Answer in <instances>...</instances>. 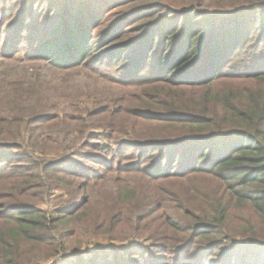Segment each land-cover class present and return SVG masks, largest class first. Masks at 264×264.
<instances>
[{
	"label": "trees",
	"instance_id": "obj_1",
	"mask_svg": "<svg viewBox=\"0 0 264 264\" xmlns=\"http://www.w3.org/2000/svg\"><path fill=\"white\" fill-rule=\"evenodd\" d=\"M197 11L191 9L194 17L184 14L182 21L175 19V25L152 41H147L148 35L166 24L144 23L138 26L143 32L128 48H113L114 57L124 52L128 60L136 56L134 69L144 56L153 59L151 72L158 75L162 69L164 75L143 82L140 75L136 83L141 94L136 99L105 102L89 111L97 122L94 126L107 131L110 145L125 141L135 145L121 157L136 162L119 170L139 180L134 185L121 180L106 197L110 206L104 202L87 213L95 203L90 201L74 211L75 201L59 196L65 203L50 221L52 211L37 207L46 187L53 186L42 183L41 171L55 176V188L67 187L70 196L76 188L74 173L60 164L46 165L43 157L36 160L27 146L42 156L47 150L60 153L62 142L43 135L60 127L69 134L74 126H80L83 135L86 118L44 111L43 98H33L43 93L41 75L24 83L8 81L15 91L0 100V107L5 104L9 110L3 116L0 108V264H39L36 257H24L25 245L44 247L55 230L61 233L59 246L64 249L65 238L77 237L81 225L96 233L108 219L119 217L109 225L117 229L112 239L119 230L132 227L136 237L146 236L151 243L112 251L111 260L99 264H264V0H251L243 9L225 13ZM19 23L12 26L15 30L9 28L13 33L9 38L21 44L28 41L26 53L52 58V65L62 71L114 74L111 59L103 74L93 66L98 61L92 57L101 47L92 41L88 27L97 28L98 21L86 23L70 15L52 27L30 25L28 20ZM125 48L132 53L127 55ZM99 146L93 144L95 149ZM12 150L22 152V164L12 167ZM54 159L67 161L65 154ZM107 174L84 173L83 178L104 187ZM76 218L77 229L59 230L60 224ZM70 264L97 263L79 257Z\"/></svg>",
	"mask_w": 264,
	"mask_h": 264
},
{
	"label": "rangeland",
	"instance_id": "obj_2",
	"mask_svg": "<svg viewBox=\"0 0 264 264\" xmlns=\"http://www.w3.org/2000/svg\"><path fill=\"white\" fill-rule=\"evenodd\" d=\"M249 1L251 0L0 1V100H5L11 94L10 90L15 91L8 81H32L35 80V75H41L44 84L40 90L43 93L33 98H43L41 103L44 111L51 114H59L62 117L74 115L86 118V121L82 124L88 127V129L83 135H81L80 126H74L69 134L63 130L66 128L60 127L59 129L47 131L43 135L46 138L58 139L62 142L64 147L61 148L60 153L56 154L54 151L47 150L48 153L42 156L40 151L33 149L31 145L27 146L29 151H33L32 153H34L33 156L36 160H40L38 156L43 157L46 165L60 164L61 169L73 172L74 174L78 173V175L74 176L73 174L72 176V181L76 188L70 196L69 191L65 190L68 189L67 187L60 190L55 188L53 181L55 180V176H44V173L41 171L42 183L48 181L49 184L50 182L53 184L52 187H46L44 200L37 205L39 208H47L52 211L49 214V221L52 215H57L54 211L65 203L61 202L59 196H62L66 202L75 201L71 206L74 211L79 210L82 206L84 207L85 203V205H88L90 201H95L90 206V211L87 212L90 213L96 210L95 208L103 206L104 202H108L110 206V202L106 200V197L115 192L117 185L122 184L121 180L130 181L128 182L129 185H134L139 180L138 176L121 173L119 170L122 165L131 167L136 162L123 160L121 157L122 153L132 151L135 145L133 146L130 141L111 143L110 145L106 140L105 134L107 131L97 128V126L95 127L94 124L97 122H93L88 114L93 107L105 102L119 104L118 100L121 98L127 100L136 99L141 94V89L138 83H136L138 78L141 77L140 75H142L141 81L152 78L156 79L164 75V70L158 69V75L153 74L151 72L153 59H149L147 56H144V59L134 69L132 67L134 64L131 63L132 59H135L136 56L128 60L124 52L123 54L118 53L114 57L115 50L113 48L117 46L122 49L125 46L128 48L130 41L137 38L143 32V30H139L138 26L144 23H149L150 26L158 23L161 25L166 24V28L159 27L148 35L147 41H152V38L157 39L161 33L164 35L165 29L167 31L171 25H175V19L180 18L182 21L184 14L194 17L195 15L190 16L192 14L191 9H198L197 12L200 14L202 11L225 13L226 11L231 12L239 8L243 9L248 5ZM197 12H194V14ZM70 15L74 18L78 17L82 22L86 23L89 20L99 22V24L97 23L99 25L97 28L92 29L91 26L88 27L92 33V41L101 47V51L92 57L93 60L98 61L94 62L93 66L100 67L103 74V70L107 69V63L111 59L116 64L109 67L110 71L114 72V74L109 75L106 72L105 75L100 74L101 76H95L90 71L84 69L62 71L52 65V58L41 59L40 57L43 56L36 52L31 53L30 51L29 54L26 53V50H30L26 49L28 41H24L21 44L9 38L13 34L9 28L15 30L12 26L21 20L22 22L19 24H23L28 20L29 24L31 23L30 25L41 24L42 27L43 25L52 27L54 23L57 21L60 23L63 17ZM33 29H35V26ZM96 31L98 32L97 36L95 35ZM149 44L148 42L147 46ZM127 48L125 49L127 50ZM157 49L161 50L162 48L157 46ZM107 50L110 51L107 52ZM132 51L127 50L126 54H130ZM142 69L143 72H140ZM171 75L170 73L169 76ZM32 104L35 105L36 102L34 101ZM6 107L7 105L5 104H2L0 107L4 110V113L1 114L3 116H6L9 112V110H6ZM91 144L92 146H90ZM93 144H99L100 146L98 149H95ZM108 144L109 146H107ZM103 146H107V149H103ZM12 151L14 152L11 160L12 167L22 164V152L17 150ZM59 154H65L67 161L62 164L57 163L54 158ZM110 165H113V168H110ZM84 173H88L90 176L94 174L98 176H104L107 173L111 174H107L110 176L107 177L105 186L102 187L100 181L88 182V178L84 179ZM161 189L165 193V186H162ZM87 208L88 206H86ZM120 218L115 219V221L108 219L96 233L89 232L86 226L81 225V230L79 229L77 237H75L76 234H73L65 238L66 247L64 249L59 246L62 239L61 233L53 230L50 232V236L52 237L50 244L44 245V247L36 244L25 245L23 255L27 259L38 258L39 264L76 263L79 257H83L85 260H96V263L99 264L106 263L109 259L111 260L112 251L123 252L131 245L136 244L149 247L151 241L145 240L146 236L144 238L136 237L132 227L119 230V234H116L119 236L112 239L111 237L115 235L114 233H117V229L116 226L110 227L109 225H114ZM77 219L72 221L68 219L64 224L59 225V230L64 233H70L72 230L77 229ZM97 223L98 221L95 224ZM48 225L51 227L52 222H49ZM31 264H36V262L33 261Z\"/></svg>",
	"mask_w": 264,
	"mask_h": 264
}]
</instances>
